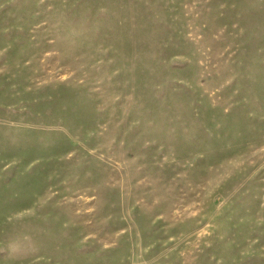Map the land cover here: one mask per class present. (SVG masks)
<instances>
[{
  "label": "rangeland",
  "instance_id": "rangeland-1",
  "mask_svg": "<svg viewBox=\"0 0 264 264\" xmlns=\"http://www.w3.org/2000/svg\"><path fill=\"white\" fill-rule=\"evenodd\" d=\"M0 264H264V0H0Z\"/></svg>",
  "mask_w": 264,
  "mask_h": 264
}]
</instances>
